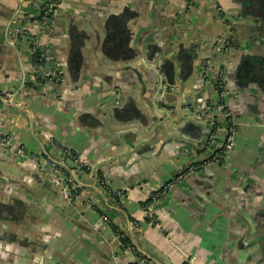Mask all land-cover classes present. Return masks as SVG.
<instances>
[{
	"label": "crops",
	"instance_id": "crops-1",
	"mask_svg": "<svg viewBox=\"0 0 264 264\" xmlns=\"http://www.w3.org/2000/svg\"><path fill=\"white\" fill-rule=\"evenodd\" d=\"M48 1L41 14L0 0V129L26 153L0 144V264H264V0ZM34 54L63 83L35 85ZM205 67L226 70L236 145L168 188L149 221V195L206 157ZM72 153L81 169L65 172L85 185L67 198L39 164Z\"/></svg>",
	"mask_w": 264,
	"mask_h": 264
},
{
	"label": "built area",
	"instance_id": "built-area-1",
	"mask_svg": "<svg viewBox=\"0 0 264 264\" xmlns=\"http://www.w3.org/2000/svg\"><path fill=\"white\" fill-rule=\"evenodd\" d=\"M43 15V20L45 22L49 21V15ZM211 85L215 87L216 96L210 97L208 101V110L211 112V123L213 126V131L210 133L208 140L206 141L203 149L206 153V157L203 159H196L192 161L187 169L175 177L171 178L164 185L165 190L172 187L177 181L184 178L187 173L197 172L207 167L213 161H223L229 152H231L235 145V134L237 130V125L235 122V111L233 107V96L231 90L227 84V74L224 67H221L216 74L209 77ZM213 98V99H212ZM200 100H205V97H199ZM217 113V114H215ZM222 133L221 139H219L220 132ZM0 144L6 146L12 152L25 156L26 153L22 147L16 145L9 134L0 129ZM36 160L35 157H31ZM40 168L48 173L56 183L61 185L62 191L67 198L73 197L78 193V184L70 173H66L65 169L54 161H48L47 164H39ZM116 195L118 198H122L125 193L123 190L118 189ZM163 193L157 192L151 193L144 203L145 216L149 221L156 222L155 207L160 201ZM103 221L109 222V217L104 214ZM127 248H131L128 247ZM132 249V248H131ZM140 264H147L149 262L145 257H141L139 260ZM155 264L153 262H150Z\"/></svg>",
	"mask_w": 264,
	"mask_h": 264
},
{
	"label": "water",
	"instance_id": "water-1",
	"mask_svg": "<svg viewBox=\"0 0 264 264\" xmlns=\"http://www.w3.org/2000/svg\"><path fill=\"white\" fill-rule=\"evenodd\" d=\"M60 1L61 0H49L48 2L51 3L49 8L52 10L57 9L59 4H60ZM32 2L35 5H38V4L42 5L41 6V14H42L45 10L44 8L47 6L46 0H32ZM50 15H52V14L50 13ZM34 55H35V57H33L32 64H33V66L36 67L35 74L37 75V80L35 82V85L39 86L41 84L46 85V84H52V83H54V84L63 83L62 69H60L57 66V63L55 62V60L49 59V61H48V60H46V57L41 58V57H39L38 54H34ZM41 61L46 62L44 69H41ZM157 71L159 72V75L161 77L159 86H160V89L162 90V93L164 95L163 98L160 100V102L162 103L164 111L170 113V110H171L170 106L172 103H171V100L168 99V96H170V95H168V93H171V91H172L171 86L173 84H171V82L166 77L163 76V72L165 71L163 66L157 65ZM203 71L207 75V77H210L211 73L213 72V69L211 67H205V69ZM24 92H25V90H24ZM9 99L10 100H8V101L10 103L17 101L16 97H13V95L11 97H9ZM206 111H207V109L205 110V108L203 109V111H200V114L202 115V119L200 121L198 120L195 123L201 127L203 126V124H209L210 132L205 137V142L208 140L210 133L213 131V126L211 123V117L208 115V113ZM25 112L28 113V111H25ZM219 139H221V138L219 137ZM72 155H73V153L70 154L69 156L67 155V157L65 156V157L60 158L61 163H58V164H60L64 169L70 168L72 171H73V169H79L80 170L81 164L79 162L75 161L73 159V157H71ZM50 160L56 162L54 159L49 158V160L46 159L45 163H47ZM106 163H108V162L103 161L101 163H98L97 166H94V175H95L96 179H98V171H97L98 168H100L101 166H103ZM72 174H73V177H74L76 183L78 184V187L82 188L85 185V183L81 182L78 179V177L75 175V173L72 172ZM92 186L97 188V189H101V190L104 189V187H98L97 185H92ZM79 188H78V192L80 190ZM105 196L107 197V195H104V198H105ZM73 200H75V198ZM107 204L109 207H112V205L109 202H107ZM116 208L124 211V209L122 207L117 206ZM124 213H125V211H124ZM109 219H110V217H109ZM128 221L130 222L131 225H127V227L124 229V232H125V235H127L130 238L132 243L135 244L136 241L134 238V234H135L136 230L134 229V226L132 225V220L130 218H128ZM135 246L137 247L136 244H135ZM140 252H142V251L137 248L136 253L139 254ZM151 258L153 259L155 264H162L157 259H154L153 257H151Z\"/></svg>",
	"mask_w": 264,
	"mask_h": 264
},
{
	"label": "trees",
	"instance_id": "trees-1",
	"mask_svg": "<svg viewBox=\"0 0 264 264\" xmlns=\"http://www.w3.org/2000/svg\"><path fill=\"white\" fill-rule=\"evenodd\" d=\"M44 13V12H43ZM217 87V84L215 85V87L214 88H216ZM166 190H165V187L163 186V187H161L159 190H156L155 192H153V193H157V192H165ZM111 192H113L112 194H114L115 196H117L116 195V192L115 191H111ZM121 238H122V242H123V245H124V247H133V243L131 242V240H130V238L127 236V235H122L121 236ZM131 264H140V262H139V260H137V261H134V262H132ZM147 264H152V263H150V262H147Z\"/></svg>",
	"mask_w": 264,
	"mask_h": 264
},
{
	"label": "flooded vegetation",
	"instance_id": "flooded-vegetation-1",
	"mask_svg": "<svg viewBox=\"0 0 264 264\" xmlns=\"http://www.w3.org/2000/svg\"><path fill=\"white\" fill-rule=\"evenodd\" d=\"M27 246H30V247H33V245L31 244V243H28V245ZM36 247V246H35Z\"/></svg>",
	"mask_w": 264,
	"mask_h": 264
}]
</instances>
